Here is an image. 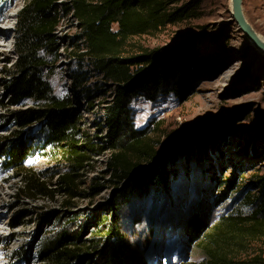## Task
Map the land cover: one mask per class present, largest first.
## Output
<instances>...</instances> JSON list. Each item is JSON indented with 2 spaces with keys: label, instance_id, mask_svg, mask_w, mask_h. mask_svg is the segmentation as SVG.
Listing matches in <instances>:
<instances>
[{
  "label": "trees",
  "instance_id": "16d2710c",
  "mask_svg": "<svg viewBox=\"0 0 264 264\" xmlns=\"http://www.w3.org/2000/svg\"><path fill=\"white\" fill-rule=\"evenodd\" d=\"M172 1L26 0L17 13L15 59L9 62L2 81L0 104L21 108L9 113V121L17 128L11 137L0 140V157L9 169L24 176V191L41 192L43 183L27 168L36 151L34 142L40 139L39 148L64 167L57 181L64 194L73 198L110 191L108 199L87 215L56 210L39 215L52 227L40 250L45 264H156L139 260V248L124 230L123 210L136 200L147 199L161 186L169 187L179 176L183 160L188 166L193 161L208 165L213 152L223 153L220 147L228 133L220 129L204 126L161 151L147 130L133 127L131 98L153 100L170 92L186 98L195 91L193 74L207 61L199 58L195 38L160 50H124L130 37L157 31L191 11L187 4L170 7ZM66 17L73 18L80 29L81 52L77 56L92 69L73 70L69 94L60 97L41 72L49 65L46 54L56 45L55 30ZM92 72H97L102 82H89ZM100 98L104 114L88 127L84 112L93 111ZM29 101L35 106H24ZM105 152L109 153L101 171L105 177H87V192L77 190L90 162ZM261 207L264 211V197ZM82 216L85 223L77 224ZM260 220L237 223L223 215L210 226L203 218L195 222L190 217L193 228L185 235L192 241L197 237L203 249L215 246L216 264H260L240 258L232 250L242 243L239 237L264 233V217Z\"/></svg>",
  "mask_w": 264,
  "mask_h": 264
},
{
  "label": "rangeland",
  "instance_id": "374dc122",
  "mask_svg": "<svg viewBox=\"0 0 264 264\" xmlns=\"http://www.w3.org/2000/svg\"><path fill=\"white\" fill-rule=\"evenodd\" d=\"M25 1L0 0V98L5 72L15 59L16 18ZM172 2L170 7L187 4L191 11L157 31L130 37L124 50H160L195 38L199 42V58L207 61L193 74L195 91L186 98L171 92L153 100L144 96L131 98L133 127L147 130L161 151L173 140L204 126L220 129L221 133H228V138L221 143L222 155L213 152L208 165L193 161L188 166L183 160L179 176L169 187L161 186L147 199L134 201L123 210L122 219L127 238L139 248V260H154L156 264H216L215 246L203 249L197 237L192 241L185 234L193 228L190 217L195 222L203 218L210 226L223 215L237 223L261 221L264 217V52L240 30L233 16L232 0ZM242 10L264 40V0H242ZM78 34L80 29L74 19L62 18L54 33V50L46 54L49 65L41 75L60 97L69 94L73 70L92 69L77 56L81 52ZM90 74L93 77H89V82H102L97 72ZM24 106L34 107L35 103L29 101ZM103 106L100 98L93 111L84 112L88 127L103 116ZM19 108L0 104V140L11 137L16 130L8 118L11 110ZM40 143V139L35 140L36 151L27 168L43 183L45 189L41 192L24 191V176L9 169L0 157V264H45L40 250L52 234V227L39 215L54 210L87 215L110 194L109 189L95 196L72 198L64 194L57 182L64 167L59 159L39 148ZM108 156L105 152L90 162L84 183H78L77 190L87 192V177H105L101 171ZM79 223H85L83 216ZM244 236L238 238L243 241L232 249L233 253L264 264V233Z\"/></svg>",
  "mask_w": 264,
  "mask_h": 264
},
{
  "label": "water",
  "instance_id": "95a60500",
  "mask_svg": "<svg viewBox=\"0 0 264 264\" xmlns=\"http://www.w3.org/2000/svg\"><path fill=\"white\" fill-rule=\"evenodd\" d=\"M233 16L236 19L240 30L251 40L254 45L264 52V40L260 38L250 24L247 22L243 10L242 0H232Z\"/></svg>",
  "mask_w": 264,
  "mask_h": 264
},
{
  "label": "bare ground",
  "instance_id": "6f19581e",
  "mask_svg": "<svg viewBox=\"0 0 264 264\" xmlns=\"http://www.w3.org/2000/svg\"><path fill=\"white\" fill-rule=\"evenodd\" d=\"M3 33V32H2Z\"/></svg>",
  "mask_w": 264,
  "mask_h": 264
}]
</instances>
